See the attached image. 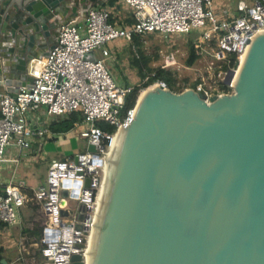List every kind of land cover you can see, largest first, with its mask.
I'll return each instance as SVG.
<instances>
[{
    "label": "water",
    "instance_id": "water-1",
    "mask_svg": "<svg viewBox=\"0 0 264 264\" xmlns=\"http://www.w3.org/2000/svg\"><path fill=\"white\" fill-rule=\"evenodd\" d=\"M106 2L0 0V87L29 85V61L47 55L60 26ZM234 68L233 92L208 101L157 83L141 93L110 158L87 260L74 253L70 264H264V31Z\"/></svg>",
    "mask_w": 264,
    "mask_h": 264
},
{
    "label": "built area",
    "instance_id": "built-area-1",
    "mask_svg": "<svg viewBox=\"0 0 264 264\" xmlns=\"http://www.w3.org/2000/svg\"><path fill=\"white\" fill-rule=\"evenodd\" d=\"M123 2L132 9V29L110 22L106 8L90 6L83 29L73 22L62 24L47 55L29 61L28 74L32 77L29 85L20 86L14 94L0 87V161L4 160L7 146L15 145L19 154L31 147L34 138L46 132L37 124V119L36 127L30 124V110L40 106H46L47 114L58 116L81 111L85 126L79 131V137L86 141V147L93 145L95 149L86 148L60 160L51 159L45 183L31 193L23 180L0 184V223L6 228L20 223V210L25 205L33 203L39 207L41 235L36 246L43 264H70L74 253L85 257L113 140L129 125L136 109V103L125 108V98L132 87L118 85L101 59L86 60L84 55L100 49L107 57L106 42L117 38L131 41L134 34L182 35L197 30L196 55L209 56L210 62H207V71L198 75L193 89L203 93L208 101L212 95L233 92L236 62L241 63L252 38L264 31V6L258 1L251 5L243 0L231 1L216 13L213 0ZM207 26L210 29L203 30ZM229 54L234 55L232 61ZM170 64L166 61L162 66L172 70ZM226 64L229 68L224 69ZM230 70H234V75L225 83ZM208 75L211 79L206 80ZM154 83L167 88L163 81ZM97 122L113 125L115 130L109 132L97 126ZM78 125V122L73 124ZM41 147L39 143L37 150ZM61 199H65V206H61ZM80 205L85 207L81 220L77 218ZM77 224H81V229L76 228ZM77 244H84L85 248L79 249Z\"/></svg>",
    "mask_w": 264,
    "mask_h": 264
},
{
    "label": "rangeland",
    "instance_id": "rangeland-1",
    "mask_svg": "<svg viewBox=\"0 0 264 264\" xmlns=\"http://www.w3.org/2000/svg\"><path fill=\"white\" fill-rule=\"evenodd\" d=\"M232 0H213L212 8L214 13L219 12L226 5V3H231ZM246 4L251 5L254 0H243ZM113 8H118L124 14L126 11L131 12L132 9L123 0L118 1L114 6H109L106 9L112 14L113 22L116 26H120V22L113 15ZM134 20L131 22H125L122 26L126 29H132ZM210 29V27H204L203 30ZM135 36L131 41H127L124 38H117L106 42L105 48L109 51V56L104 57L101 54L100 49H95V56L97 59H101L103 64L108 69L114 81L120 86H137L141 85L145 79H142L138 74V67L132 61V55L139 56L141 52L147 58L145 60V68L156 67L158 65H163L166 61L170 62V68L175 71V77L177 80V85L182 83V80L187 78L188 81H196L198 75L203 71H207V63L210 62L209 56L204 58H199L192 66H187L185 60L187 58V41L189 39L197 40L199 37V31L193 30L190 35L182 34H172V35H161L154 33L152 35L142 34ZM205 77L206 80L211 79L210 75ZM208 84V82L206 83ZM146 88L140 87L139 95L143 93ZM31 115L39 118V126L45 129L46 132L36 138V148H38L39 143L42 145V150L37 152L36 155V166L34 171H36V185L44 184L46 179L47 163L51 159L60 160L63 157L69 155V153H80L86 150V141L79 137V131L85 126L82 121L78 122L79 125L72 128L67 132H53L51 130V124L61 120L64 115H51L47 114L46 106H40L37 110H30ZM99 122L96 123L97 126ZM56 134V135H55ZM52 137H56L57 141L54 143L50 140ZM35 141L33 139L32 143ZM31 143V147L32 144ZM30 147V148H31ZM29 148V149H30ZM28 150V149H27ZM17 148L15 145H9L6 147L4 159L0 162V175H10L12 173L13 163H8L6 161H13V158L17 157ZM45 164H44V163ZM18 174V173H16ZM28 174V173H27ZM28 176V175H27ZM11 229L0 230V241L2 245H7L5 243L8 240L12 244L14 249L16 245L12 243L8 238H12ZM40 235L38 234V240ZM38 259L43 257L38 252Z\"/></svg>",
    "mask_w": 264,
    "mask_h": 264
},
{
    "label": "crops",
    "instance_id": "crops-1",
    "mask_svg": "<svg viewBox=\"0 0 264 264\" xmlns=\"http://www.w3.org/2000/svg\"><path fill=\"white\" fill-rule=\"evenodd\" d=\"M108 1L104 4L93 3L92 7L96 8H109V6H114L118 1L115 0L113 5L108 4ZM113 15L120 22V26L123 25L126 21L131 18L133 19L132 11L125 12L124 14L118 8H113ZM112 16V14L110 13ZM85 22V15L79 14L75 21V25L83 29ZM114 24V23H113ZM56 37H54L55 40ZM30 115V124L32 127L39 125V118L36 116ZM56 135V134H55ZM50 140H53L54 143L57 141L56 137H52ZM32 147L28 150H24L18 154L17 157L13 158V161H6L8 163H13L12 173L10 175H0V184L7 183L10 180H23L31 193L32 190L36 189L42 184L36 185V171L33 168L36 166V155L39 152L36 148V138L32 143ZM42 148V147H41ZM42 150V149H41ZM40 150V151H41ZM70 154V153H69ZM5 160V159H4ZM5 162V161H0ZM44 163V162H43ZM45 164V163H44ZM48 164V163H47ZM18 173V174H16ZM28 173V174H27ZM47 174V170H46ZM28 175V176H27ZM41 220L42 214L39 207L36 204L29 203L21 208L20 210V223L18 225L8 227L11 229L12 238H8L12 243L16 245L13 249L12 244L8 240L5 242L7 245H2L4 248V254L7 258L11 260V263L14 264H43L42 259H38L39 248L36 246V243L39 241L36 238V229L39 230V235H41ZM6 229V228H5ZM2 244V243H1ZM21 256V257H20ZM21 258V259H20Z\"/></svg>",
    "mask_w": 264,
    "mask_h": 264
},
{
    "label": "trees",
    "instance_id": "trees-1",
    "mask_svg": "<svg viewBox=\"0 0 264 264\" xmlns=\"http://www.w3.org/2000/svg\"><path fill=\"white\" fill-rule=\"evenodd\" d=\"M236 3L238 0H232ZM258 1L261 5L264 6V0H254ZM115 0H109L108 4L113 5ZM132 18L130 15V19L127 22H131ZM110 22H113L112 16L110 15ZM152 35V34H149ZM187 35H190L188 33ZM135 35L132 36V39ZM195 40L189 39L187 41V58L185 60V64L187 66H192L199 58L196 55V48L194 46ZM232 54H229V58L233 60ZM146 56L143 55V52L140 53L139 56L132 55L133 63L138 67V74L142 79H145L141 85L131 86V91L126 95L125 98V108L132 107L138 99L140 87L147 88L151 86L156 81H163L166 86L176 92L183 90L186 87L194 88L197 84V81H188L187 78L182 80L180 85H177V80L175 77V71H172L168 68L163 67L162 65H158L156 67L145 68L146 66ZM232 64V63H231ZM224 69L229 68V65H224ZM83 120V114L81 111L76 110L68 113L66 116L62 117L61 120L51 124V130L53 132H67L69 131L75 122H81ZM99 127L106 129L109 132H113L115 130V126L107 125L104 122H99ZM6 227L0 223V230H4ZM39 230L36 229V238L38 239ZM4 248L0 241V264H14L11 263V260L7 258L4 254ZM2 260H5V263H2Z\"/></svg>",
    "mask_w": 264,
    "mask_h": 264
},
{
    "label": "bare ground",
    "instance_id": "bare-ground-1",
    "mask_svg": "<svg viewBox=\"0 0 264 264\" xmlns=\"http://www.w3.org/2000/svg\"><path fill=\"white\" fill-rule=\"evenodd\" d=\"M241 59H242V60H241V62H242L243 59H244V56H242ZM121 131H122V130L119 131L118 135H117V136L114 138V140H113V145H112L113 148H112V152H113V149H114V147H115V144H116V142H117V140H118V138H119V136H120V134H121ZM112 152L109 154V156H108V158H107L106 173H107V169H108V165H109V162H110V158H111ZM90 241H91V239H90ZM89 245H90V244H89ZM88 250H89V248H88ZM88 250L85 251V257H86V260H87V256H88Z\"/></svg>",
    "mask_w": 264,
    "mask_h": 264
}]
</instances>
